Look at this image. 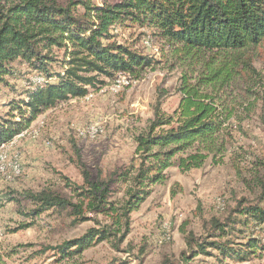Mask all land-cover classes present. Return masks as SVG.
I'll return each mask as SVG.
<instances>
[{"label":"trees","instance_id":"1","mask_svg":"<svg viewBox=\"0 0 264 264\" xmlns=\"http://www.w3.org/2000/svg\"><path fill=\"white\" fill-rule=\"evenodd\" d=\"M121 27L150 31L174 54L231 55L264 42V0H119L103 5L92 0L67 4L0 0V91L3 87L17 90L10 80L23 76L20 65L43 78L17 98L2 102L0 96V146L12 142L58 104L85 98L92 89L99 90L106 80L120 75L139 80L158 64L135 46L120 42ZM236 66L233 62L215 69L208 64L200 74L184 75L178 108L167 115L158 100L155 117L135 137V157L125 168L109 175L100 171L93 178L76 150L84 183L67 185L72 198L51 190L26 192L24 197L34 206L25 215L32 219L68 209L78 217L73 225L88 219L102 225L97 219H105L102 226L81 238L47 246L35 255L52 250L48 259L64 263L103 242L120 249L130 233L132 214L150 197L153 187L165 181L170 167L184 172L199 169L211 154L225 151V137H231L234 128L228 124L233 116L208 90L218 84L232 85L238 75ZM260 120L264 133V114ZM251 173L253 181L246 183L250 187L255 183L259 194L252 200L240 198L227 207L224 216L204 221L203 235L185 233L186 251L180 261L167 259L163 264H196L201 256L214 257L218 264L264 257V159L254 164ZM117 189L123 198L111 200ZM32 223L21 224L13 232L30 228ZM0 264H5L1 257Z\"/></svg>","mask_w":264,"mask_h":264},{"label":"rangeland","instance_id":"2","mask_svg":"<svg viewBox=\"0 0 264 264\" xmlns=\"http://www.w3.org/2000/svg\"><path fill=\"white\" fill-rule=\"evenodd\" d=\"M59 1L67 4L78 0ZM117 1L92 0L97 5ZM117 34L120 42L135 46L158 64L147 69L139 80H131V84L123 77L106 80L101 89L90 91L92 95L62 102L45 111L27 129L28 134L8 150L3 166H12L18 157L22 174H15V179L10 181L5 176L11 175V168H3L2 174L0 166V257L5 264H163L167 259L179 262L181 253L186 251L185 233L203 235L204 221L224 216L227 207H233L238 199L252 200L260 192L255 183L250 187L246 180L253 181L254 164L264 159L260 120L264 114V42L231 55L185 56L174 54L165 42L146 29L121 27ZM233 62L238 72L233 84H218L208 90L233 116L228 124L234 128L231 137H225V151L211 154L199 169L184 172L177 166L170 167L165 181L156 184L150 197L132 214L130 233L120 249L103 242L64 263L48 259L52 250L44 256L35 255L47 246L57 247L81 238L90 229L102 226L105 219L98 217L102 225H96L92 219L73 225L78 217L70 215L69 209L63 213L52 210L32 219L25 215L34 206L24 197L26 192L51 190L72 198L67 185L84 183L76 150L93 178L100 171L109 175L125 168L135 157V137L155 117L158 100L163 112L173 114L180 103L179 87L184 75L200 74L208 64L218 69ZM18 70L23 76L10 80L17 90L11 92L3 87L2 102L17 98L43 79L29 73L25 65L18 66ZM91 124H98L104 130L95 140L78 133ZM121 198L123 194L118 189L110 197ZM30 222H33L30 228L13 232ZM165 236L169 237L166 241ZM196 264L218 262L214 257L201 256ZM250 264H264V260Z\"/></svg>","mask_w":264,"mask_h":264},{"label":"built area","instance_id":"3","mask_svg":"<svg viewBox=\"0 0 264 264\" xmlns=\"http://www.w3.org/2000/svg\"><path fill=\"white\" fill-rule=\"evenodd\" d=\"M147 47H148V41H147ZM119 77H123L125 79V81H130V84H131V80L127 76L120 75V76H118V78ZM88 95H92V94H88ZM78 133L79 134H87V139L95 140V139H97V138H99V137H101L103 135L104 130L98 124H91V125H89L88 127L84 128V129L78 130ZM37 136H38V133L36 135H34L33 137H37ZM21 139H23L22 138V133L18 137H16L12 142L0 146V166H2V174H3V168H11V175L10 176H5L6 179H10V181L15 179V171H16V169H22V165L20 164V161H19V159L17 157L14 160V163L12 164V166H3V157H6L7 153H8V150L12 146H14L18 142V140H21ZM166 239H169V237L168 238L166 237L165 241H166Z\"/></svg>","mask_w":264,"mask_h":264},{"label":"bare ground","instance_id":"4","mask_svg":"<svg viewBox=\"0 0 264 264\" xmlns=\"http://www.w3.org/2000/svg\"><path fill=\"white\" fill-rule=\"evenodd\" d=\"M150 40V39H149ZM146 44V43H145ZM149 45V44H148ZM43 81V79H39V82H42ZM28 134V130H26L25 132H23L22 133V137H24L25 135H27ZM86 135V134H85ZM5 145V144H4ZM3 162H5V161H3ZM6 166V165H5ZM9 171V170H8ZM11 171V170H10ZM20 171H21V169H16V171H15V174H19L20 173ZM5 173V172H4ZM20 174H22V173H20ZM8 176H10V175H8ZM20 176V175H19ZM17 177V176H16ZM10 180V179H9Z\"/></svg>","mask_w":264,"mask_h":264},{"label":"crops","instance_id":"5","mask_svg":"<svg viewBox=\"0 0 264 264\" xmlns=\"http://www.w3.org/2000/svg\"><path fill=\"white\" fill-rule=\"evenodd\" d=\"M258 260H264V257L263 258H261V259H255V260H253V261H258ZM252 261H250V262H243V263H251Z\"/></svg>","mask_w":264,"mask_h":264}]
</instances>
